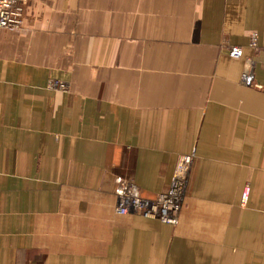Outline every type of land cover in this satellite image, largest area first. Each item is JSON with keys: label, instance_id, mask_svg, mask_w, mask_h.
I'll list each match as a JSON object with an SVG mask.
<instances>
[{"label": "crops", "instance_id": "1", "mask_svg": "<svg viewBox=\"0 0 264 264\" xmlns=\"http://www.w3.org/2000/svg\"><path fill=\"white\" fill-rule=\"evenodd\" d=\"M182 165L174 221L117 212L118 177L153 200ZM0 264H264V0H31L0 30Z\"/></svg>", "mask_w": 264, "mask_h": 264}, {"label": "built area", "instance_id": "2", "mask_svg": "<svg viewBox=\"0 0 264 264\" xmlns=\"http://www.w3.org/2000/svg\"><path fill=\"white\" fill-rule=\"evenodd\" d=\"M30 0H0V30L4 28H18L23 24L25 6ZM251 44L256 46L257 36L253 35ZM229 54L233 58L242 56V48L231 46ZM186 157L184 163H189ZM187 169L181 166L177 172L171 190L160 194L156 199L149 200L140 196L138 187L130 180L118 177L117 188V212L119 214H140L147 217H160L172 222L179 211V203L185 188Z\"/></svg>", "mask_w": 264, "mask_h": 264}, {"label": "rangeland", "instance_id": "3", "mask_svg": "<svg viewBox=\"0 0 264 264\" xmlns=\"http://www.w3.org/2000/svg\"><path fill=\"white\" fill-rule=\"evenodd\" d=\"M31 1V0H30ZM30 1H29V3H30ZM29 3L27 4V6H25V9L28 7V5H29ZM25 11V10H24ZM25 13V12H24Z\"/></svg>", "mask_w": 264, "mask_h": 264}]
</instances>
